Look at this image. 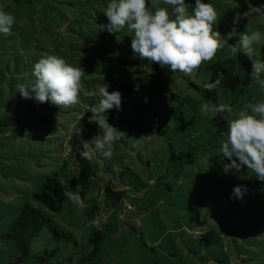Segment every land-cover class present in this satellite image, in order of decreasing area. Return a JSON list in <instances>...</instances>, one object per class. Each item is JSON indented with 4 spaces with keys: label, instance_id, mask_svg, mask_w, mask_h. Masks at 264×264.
<instances>
[{
    "label": "rangeland",
    "instance_id": "obj_1",
    "mask_svg": "<svg viewBox=\"0 0 264 264\" xmlns=\"http://www.w3.org/2000/svg\"><path fill=\"white\" fill-rule=\"evenodd\" d=\"M110 2L0 0L15 18L12 35L0 34V264H264V182L247 166L237 174L223 172L222 163L229 161L221 160L220 133L227 121L201 111L211 99L231 105L236 119L245 103L264 102V90L250 86L248 57L230 51L239 36L227 37L233 27L238 33L261 31L254 49L264 61V19L233 23L236 12L264 0H202L215 8L214 30L229 45L191 75L167 76L133 53V30L100 31ZM185 3L191 13L195 2ZM148 7L155 11L151 0ZM46 55L84 70L79 104L60 109L21 97L17 85L34 81L33 65ZM218 78V90H203ZM103 83L109 92L118 84L133 85L119 91L122 110L106 113L109 124L126 133L114 142L111 159L95 153L91 142L99 128L89 122L90 108L100 100ZM150 128L162 132L133 149V138ZM82 150L92 153L91 161L81 157ZM53 173L64 194L80 192L84 206L65 195L59 212L44 210L48 223L18 261L15 245L1 235L24 204L43 209L32 194ZM237 185L249 189L242 199L232 197ZM105 187L124 191V201L111 207ZM94 230L102 232L96 251L89 240Z\"/></svg>",
    "mask_w": 264,
    "mask_h": 264
},
{
    "label": "clouds",
    "instance_id": "obj_2",
    "mask_svg": "<svg viewBox=\"0 0 264 264\" xmlns=\"http://www.w3.org/2000/svg\"><path fill=\"white\" fill-rule=\"evenodd\" d=\"M161 3L170 5L171 9L158 7ZM151 6L154 12L149 11L148 0H111L104 12L108 23L99 24L100 31L116 34L127 26L134 32L131 49L136 56L171 72L179 71L185 75H191L204 62L212 60L219 50L229 45L228 39L214 30L213 26L218 23L217 12L210 3L195 0L191 13L185 0H151ZM254 16L264 19V4H249L247 11L236 12L233 23L238 24L242 18ZM14 22V16L0 6V34L5 38L12 35ZM232 36H239V39L235 45H229L230 51L246 55L251 62L252 68L248 74L250 86L259 85L264 90V61L255 58L254 49V45L262 39L261 31L238 33L233 27L227 34L228 38ZM84 73L80 66H74L55 55H46L33 65L31 75L34 81L27 85L18 84L17 91L24 99H34L41 104L51 103L60 109L68 108L80 103ZM221 83L222 78H218L204 83L202 88L204 91H216ZM109 87L107 83L99 87L100 100L90 108L92 115L89 117V122L96 123L99 128V133L91 138L93 151L106 159L113 156L114 142L126 136L125 132L108 122V111L122 110V94L118 90L109 92ZM201 111L205 115L209 112L217 114L227 121V131L220 133L223 137L220 145L221 160L229 161L222 163L223 172L237 174L247 166L248 170L256 174L257 180L264 182V102L245 105L236 119L232 118L231 105L215 103L211 99L201 105ZM152 135L133 138L132 148L139 151V147ZM80 155L88 161L92 159L89 151L82 150ZM238 178L245 179L243 176ZM248 191L244 185L234 186L232 197L242 199ZM65 195L73 204L84 206L79 191H66Z\"/></svg>",
    "mask_w": 264,
    "mask_h": 264
},
{
    "label": "trees",
    "instance_id": "obj_3",
    "mask_svg": "<svg viewBox=\"0 0 264 264\" xmlns=\"http://www.w3.org/2000/svg\"><path fill=\"white\" fill-rule=\"evenodd\" d=\"M195 2V0H191ZM237 38H234L233 43L237 42ZM262 58L264 59V45L261 47ZM154 71L163 76H167L171 71L167 68H161L158 64L152 66ZM133 87L132 83H123L116 85L118 91H129ZM179 120L185 122L183 117H179ZM161 130L158 128H150L143 132L144 135H160ZM124 191H114L109 187L104 188V197L110 202L111 207L115 208L124 201ZM33 200L41 205L43 209L38 208L32 204H24L16 213L11 224L7 228L6 232L1 235L2 240H8L13 242L18 252V261L24 260L29 251L30 244L48 223V217L44 210L50 212H59L62 208L65 194L62 185L58 179L56 173L45 177L37 190L32 194ZM102 239V232L94 230L92 237L89 239L94 248L93 251L98 249V245Z\"/></svg>",
    "mask_w": 264,
    "mask_h": 264
},
{
    "label": "built area",
    "instance_id": "obj_4",
    "mask_svg": "<svg viewBox=\"0 0 264 264\" xmlns=\"http://www.w3.org/2000/svg\"><path fill=\"white\" fill-rule=\"evenodd\" d=\"M247 104H249V103H245V105H247ZM245 105H244V106H245ZM244 106H243V108H244ZM126 208H127L128 210H131V209H132V207H131L130 205H127Z\"/></svg>",
    "mask_w": 264,
    "mask_h": 264
}]
</instances>
